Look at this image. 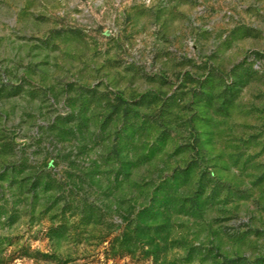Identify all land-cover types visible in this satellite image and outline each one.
Listing matches in <instances>:
<instances>
[{
  "label": "rangeland",
  "instance_id": "374dc122",
  "mask_svg": "<svg viewBox=\"0 0 264 264\" xmlns=\"http://www.w3.org/2000/svg\"><path fill=\"white\" fill-rule=\"evenodd\" d=\"M0 264H264V0H0Z\"/></svg>",
  "mask_w": 264,
  "mask_h": 264
}]
</instances>
